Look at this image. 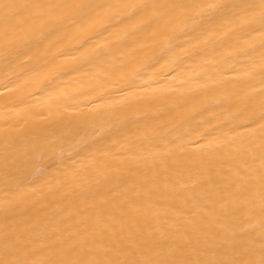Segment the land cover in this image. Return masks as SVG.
<instances>
[{
	"label": "bare ground",
	"instance_id": "obj_1",
	"mask_svg": "<svg viewBox=\"0 0 264 264\" xmlns=\"http://www.w3.org/2000/svg\"><path fill=\"white\" fill-rule=\"evenodd\" d=\"M259 5L0 0V261L260 264Z\"/></svg>",
	"mask_w": 264,
	"mask_h": 264
},
{
	"label": "snow or ice",
	"instance_id": "obj_2",
	"mask_svg": "<svg viewBox=\"0 0 264 264\" xmlns=\"http://www.w3.org/2000/svg\"><path fill=\"white\" fill-rule=\"evenodd\" d=\"M210 7H212V5H210ZM260 9H261V16L262 18H264V0H260V5H259ZM0 264H15V262H10V261H0ZM91 264H95V262H91ZM260 264H264V260H262L260 262Z\"/></svg>",
	"mask_w": 264,
	"mask_h": 264
}]
</instances>
